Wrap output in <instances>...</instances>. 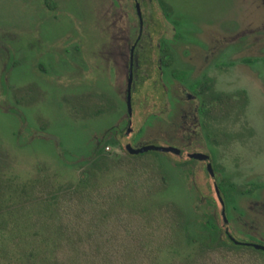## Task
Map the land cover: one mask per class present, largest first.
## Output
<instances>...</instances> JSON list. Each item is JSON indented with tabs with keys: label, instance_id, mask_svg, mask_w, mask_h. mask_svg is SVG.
<instances>
[{
	"label": "rangeland",
	"instance_id": "rangeland-1",
	"mask_svg": "<svg viewBox=\"0 0 264 264\" xmlns=\"http://www.w3.org/2000/svg\"><path fill=\"white\" fill-rule=\"evenodd\" d=\"M163 1L179 26L182 20L183 26L188 27L185 40L189 51L185 58H195V23L200 27L203 42L205 29L219 28L224 35L226 25L231 30L226 29L227 36L239 37L227 46L233 59L231 69L218 68L213 74L214 90L231 94L234 105L231 117L218 119L215 151L220 172L216 180L231 181L235 186L230 194L243 216L238 224L242 232L234 229L233 235L246 238L245 227L248 234L264 240V67L241 66L240 61L245 55L241 53L240 33L246 29V18L253 41L256 28L264 20V7L259 0ZM142 9L153 17V23L149 24L152 45L146 54L152 64L149 71L139 76L132 92L131 132L124 134L125 125L119 126L118 144L108 145L104 151L116 153L123 164L143 168L153 175L157 174L158 160L165 161L162 156L173 162L186 157L158 151L131 157L122 149L131 138L135 145L144 141L140 137L161 145L174 138L161 124L144 131L152 120L163 119L150 115L162 110L154 46L162 35L170 36L171 25L165 31L166 24L156 1L148 5L143 2ZM136 22L132 0H0V144L13 162V174L26 179L36 164L39 167L46 164L59 183L75 180L83 165L70 168L62 165L55 147L59 142L65 148L62 160L79 162L87 155L88 147L125 114L123 56L115 66L107 50L113 52L114 45L124 53L125 36L129 35L131 40ZM102 44L105 56L97 54ZM254 48L249 47L250 57L264 54V50ZM70 57L74 62H70ZM113 66L116 72L110 74L109 68ZM163 83L167 84L166 78ZM112 103L113 107L108 109ZM104 108L109 112L99 113ZM174 142L178 146L176 139ZM183 148L188 152L205 149L198 141ZM173 162L168 163L175 171L174 177H168L162 198L178 200L180 205L194 203L196 198L205 204L210 199L218 225L230 231L232 226L227 227L221 215L212 174L200 162L192 165L191 174V162H183L180 166L184 168L178 171ZM123 173L116 169L117 176ZM252 186L251 192L241 193Z\"/></svg>",
	"mask_w": 264,
	"mask_h": 264
},
{
	"label": "trees",
	"instance_id": "trees-1",
	"mask_svg": "<svg viewBox=\"0 0 264 264\" xmlns=\"http://www.w3.org/2000/svg\"><path fill=\"white\" fill-rule=\"evenodd\" d=\"M108 145L116 141L94 143L71 163L62 160L66 150L58 142L62 165H83L63 184L46 164H36L29 178L16 176L0 144V264H264L262 250L234 240L264 242L226 235L210 199L180 205L162 198L173 161L162 156L150 175L106 153ZM173 166L178 171L180 162ZM225 186L220 179L224 216L234 222ZM232 228L240 231L237 223Z\"/></svg>",
	"mask_w": 264,
	"mask_h": 264
},
{
	"label": "flooded vegetation",
	"instance_id": "flooded-vegetation-1",
	"mask_svg": "<svg viewBox=\"0 0 264 264\" xmlns=\"http://www.w3.org/2000/svg\"><path fill=\"white\" fill-rule=\"evenodd\" d=\"M134 6V13L136 17V27L134 31V36L130 40V36H125V51L122 53L118 51V47L116 48L114 45L112 47L113 52L107 53L109 57L112 58L113 63L116 66V63L120 62V59L124 61V67L126 71V88H125V114L123 117H120L116 120V122L107 128L106 131L102 133V135L95 141V144H99L106 139H114L116 141V145L118 144L117 134L121 130V125H125L124 134H128L131 132L130 128V117L132 114V92L136 88V83L140 81L139 76L142 75L143 71H149L151 63V58L148 57L147 49L150 45V31H149V24L153 23V17L151 14L146 15L142 9L143 2L148 5L151 4L152 1H156L158 4V8L161 11L162 17L166 24L165 31L168 30V24L171 26V34L170 36L162 35L158 42H156L154 49L157 53L156 58V73L159 78L161 91H160V102L162 105L161 112L152 113L150 115L162 116V120H152L144 127V131H148L149 129L154 127V124H161L165 128V132L173 135L172 138L174 141L177 140L176 146L173 140L165 141L163 146H174L178 148V153L175 154L179 158L185 156L186 159L179 160L180 165L184 162H191L189 164V171L190 174L192 173V165L196 162L202 163V167L205 169L207 173H211L215 185L218 188V181L216 178H219V170L216 165V151L215 147L218 144V140L216 137V128L218 124V119L222 117H231V113H233V102H232V95L223 92H217L214 90L215 80L214 73L216 69H222L227 71L231 69L233 66V59L231 58L232 54L228 50V43L232 44L234 39H239L238 35L232 37V35L227 36L229 34L228 31L230 25L227 27L225 26L224 35L222 34L221 29H205V38L203 37L204 42L201 40L200 37V27L194 24L193 34L196 38L194 42V50H195V58H191L188 55L189 48L186 47V28L183 26L184 21H179L172 17V11L169 9L168 11H164L162 9L164 3L163 0H132ZM260 5L264 7V0H259ZM247 2V0H246ZM136 5L138 6L139 13L137 12ZM167 6V5H166ZM259 7V5H258ZM262 11H260L261 13ZM264 13V11H263ZM247 14V12H246ZM248 17V15L246 16ZM245 17V18H246ZM246 29L241 31L240 33V43H241V53L245 54L241 59V66H249V65H261L264 67V54L259 56H249V47H255L259 51L264 50V20L262 21L261 26L256 28L257 35L253 36V41L250 40L249 33L250 28L248 19L246 18L245 21ZM199 29V31L197 30ZM228 28V29H227ZM202 29V28H201ZM228 31H227V30ZM204 30V29H203ZM255 30V29H253ZM251 33L252 32L251 30ZM129 41V42H128ZM204 43V45H203ZM223 43V46L220 44ZM144 47L146 48V53H143ZM110 48V47H109ZM263 48V49H262ZM105 49L103 44L99 48L97 54L104 55ZM102 50V51H101ZM116 50V51H115ZM186 51V52H185ZM223 55V56H222ZM105 56V55H104ZM108 57V58H109ZM224 57V58H222ZM107 59V57H106ZM73 61L70 57V62ZM74 62V61H73ZM77 66V65H76ZM112 71L115 73V68H109V73L112 74ZM184 73L183 76L180 77V74ZM131 74V86H130V109L127 106V87H128V79ZM164 78L167 79V84L163 83ZM113 103L110 105L108 109H111ZM108 109L104 108L102 111L97 112L104 114L108 113ZM165 117V118H164ZM121 126V127H119ZM167 134V135H168ZM134 135V134H133ZM132 135V137H133ZM141 138V139H140ZM139 140H144L138 145H135L134 140L132 138L130 141L125 143L123 146V152L127 155H138L145 153L147 151H154V150H147L140 153H130L127 149L129 145L131 148H139L143 145L154 144V145H161L155 141H149L142 137ZM146 140V141H145ZM228 140V139H227ZM193 141H198L204 146V150L202 152H188L185 151L183 147L190 146ZM160 153H171V152H161ZM192 153H202L209 158L210 163V170L207 168V161L205 159H196L191 158L189 155ZM174 154V153H173ZM184 168L183 166H180ZM226 189L225 192L227 194V202L229 207L234 214V221L230 222L231 220H227L225 218V225L232 226L235 223L240 224V218L243 216V212L238 210L237 206L235 205L234 199L231 196V192L234 190L235 186L231 181L225 182ZM253 186L244 189L242 194L246 192H251ZM219 195L221 199H223L221 192L218 188ZM216 193V191H215ZM217 196V195H216ZM218 199V197H217ZM219 201V200H218ZM221 205V204H220ZM224 208V202H223ZM222 209V206H221ZM232 219V218H231ZM232 223V224H231ZM244 233L246 234L245 239H250L247 231ZM237 230V229H236ZM226 235L231 238H234L232 228L230 227V231L228 229H224ZM242 232V229H240ZM233 235V236H232ZM252 237H256L255 235H250ZM256 239L261 240L262 238L256 237ZM253 242V241H248ZM259 243V242H255ZM263 244L264 243H260Z\"/></svg>",
	"mask_w": 264,
	"mask_h": 264
},
{
	"label": "water",
	"instance_id": "water-1",
	"mask_svg": "<svg viewBox=\"0 0 264 264\" xmlns=\"http://www.w3.org/2000/svg\"><path fill=\"white\" fill-rule=\"evenodd\" d=\"M136 9H137V12L139 13V9H138L137 5H136ZM130 86H131V74H130V77L128 79V87H127V106H128V109H130ZM127 149L130 153H140V152H144L147 150H154V151L171 152V153L177 154L179 151L178 148H176L174 146H163V145H154V144L143 145L139 148H131L128 145ZM189 156L191 158H196V159H202V160L205 159L207 161V168H208V170H210V163H209L208 156H206L202 153H192ZM215 191H216V195L218 197V200L222 206L221 215H222V218L224 219V222H225L223 201L219 195V191H218V188L216 185H215ZM234 242L244 244V245H250V246L254 247L255 249H259V250H262L264 252V245L263 244L255 243V242H240L237 240H234Z\"/></svg>",
	"mask_w": 264,
	"mask_h": 264
}]
</instances>
